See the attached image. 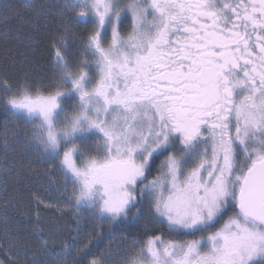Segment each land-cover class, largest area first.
Returning <instances> with one entry per match:
<instances>
[{
  "label": "snow or ice",
  "instance_id": "6c2138e0",
  "mask_svg": "<svg viewBox=\"0 0 264 264\" xmlns=\"http://www.w3.org/2000/svg\"><path fill=\"white\" fill-rule=\"evenodd\" d=\"M54 7L62 30L48 71L0 72V112L13 118L0 136L5 148L24 138L73 210L65 264L73 250V264H264V0ZM21 9L47 10L26 0L0 8V22L27 23ZM81 213L143 221L146 235H206L153 234L114 254L92 242L99 234L81 228ZM0 252V264H36L14 233Z\"/></svg>",
  "mask_w": 264,
  "mask_h": 264
},
{
  "label": "trees",
  "instance_id": "16d2710c",
  "mask_svg": "<svg viewBox=\"0 0 264 264\" xmlns=\"http://www.w3.org/2000/svg\"><path fill=\"white\" fill-rule=\"evenodd\" d=\"M40 1L47 9L45 12V22L37 20L36 15L31 14L27 10L26 12H24L25 10H21V13L22 15L27 13L25 17L28 24L20 23L19 18H14L8 23L0 22V72L7 71L12 75L28 72L40 78L48 71L50 66L49 58L51 54V45L54 37L62 30V17L59 15V9L54 7L59 2L57 3L56 0ZM5 32H8L7 38L3 36ZM10 117L11 116H6L3 112H0V130L7 124ZM9 161L10 159L8 160V158L4 156L3 137L0 136V199L5 203L16 201L20 205L24 204L29 207L31 213H36L38 219V232H35V235L30 229L28 230V222L26 219V221L23 220L22 216H0V243L4 241L6 233H14L19 240L20 246L27 250L28 259L31 257L30 254L34 256L40 253H42V255H47L49 252V256L51 257L49 262L51 264H65L64 249L66 246H70V242L73 241V237L76 236V220L73 216V210L64 211L63 215H59L57 213V207L48 204L49 199L47 200V198L44 197L40 198L33 193L30 185L32 182L36 181L37 177H40L37 176L38 172L35 173L37 170L34 172V169L37 168L36 158L33 160L30 159L29 162L26 163L28 166V173L26 171L16 173L19 177L17 176L16 179L12 181V184L8 178H3V172L6 169L5 166H9ZM10 162L12 163L13 161ZM14 166H16V164H14ZM43 166L44 165H40L38 167L42 168ZM11 187L15 188V190L13 191ZM3 188L7 189V192L3 193L5 198L2 196ZM34 205H36V208H34ZM37 209L38 211H36ZM80 215L84 219H81L82 229L91 232L93 226L96 227V232L99 235H93L89 238L94 244H97L98 249L101 251L107 249L110 242L122 237L127 240H146L148 236L157 234L162 235L163 239L166 241H182L199 239L202 235H206V233H197L196 236L193 237L170 234L167 232L166 228H157L155 232H149L146 235L143 229V221L137 224L125 222L117 226L106 223L101 224L99 221H88L86 213H81ZM3 222L9 225L5 227V223ZM82 238L83 232L79 238L81 242H83ZM42 243L47 246V249L42 247ZM21 255H23V253H21ZM75 257L76 253L73 250L72 255L66 258L67 264H73ZM4 258V253L0 252V260ZM91 258L92 257H89V259Z\"/></svg>",
  "mask_w": 264,
  "mask_h": 264
},
{
  "label": "rangeland",
  "instance_id": "374dc122",
  "mask_svg": "<svg viewBox=\"0 0 264 264\" xmlns=\"http://www.w3.org/2000/svg\"><path fill=\"white\" fill-rule=\"evenodd\" d=\"M25 2H26V0H1L0 1V8H6L8 5H15L17 8H20V6ZM35 3L43 4V3H41L40 0H35ZM21 10L24 11V9H21ZM24 12H26V10ZM25 14L27 15V13H24V15H23L24 17H25ZM28 16H29V14H28ZM36 19L45 22V20H46L45 14L40 15V16L36 15ZM26 24H28V22ZM7 124L9 126H11L13 124V118L12 117H10V119L7 121ZM23 141H24L23 137H20L18 140H16L13 137L9 136L7 148H5V145L3 143V145H4V156H6L8 158V160L10 159V161H13L12 163L9 161V166H5L6 169L3 172V178H6V179L8 178V180L12 184V181L14 179H16V177L18 176L16 173H19L20 171L21 172L26 171L28 173V166L26 165V163L29 162L30 159L33 160L36 158L37 168L34 169V172L37 170L35 173L38 172L37 176H40V177H37L36 181L32 182L30 185V188L32 189L33 193H35V195L40 197V198L44 197V198H47V200L49 199L48 204L51 206L57 207V213L59 215H63L64 211H72V209L70 207L66 206L61 201L60 197L62 194H58L50 186L48 179L44 175V169L43 168H45V165L42 163L41 158L35 152L28 150L25 147ZM18 162H19V164H18ZM14 164H16V166H14ZM40 165H44V166L42 168H40V167H38ZM18 166H20V167H18ZM17 168H18V170H17ZM57 180H58V182H62V179L60 178L59 173L57 174ZM13 187H11V188H13ZM14 190H15V188H13V191ZM6 192H7V189L3 188L2 194L6 193ZM2 196L4 197V194ZM35 202H36V200H35ZM33 204H34V202H33ZM34 208H36V205H34ZM58 209H62L63 211H58ZM36 211H38V209ZM145 211H147V208L145 209ZM7 215L8 216H14L15 215L16 217L22 216L23 220L26 219L28 222L27 223V229L28 230L30 229L35 235H36L35 232H38L37 231L38 230V228H37L38 219L36 217L37 214L31 213L29 207H27L26 205H24V204L20 205L16 201H10L8 203H5L0 199V216L5 217ZM31 222H32V224H31ZM3 223H5L4 224L5 227L9 225L6 222H3ZM131 241H132V239L127 240V239L122 237L120 239H116V240H113L112 242H110L107 248L111 247L114 254L123 253L124 249L129 244H131ZM72 243H73V241L70 242V245ZM41 245H42V247L47 249V246L45 244L43 245V243H42ZM49 255H50L49 252L47 253V255L46 254L42 255V253H40V254H35V256H34V255L30 254V256H31L30 259L36 261V264H51L49 262L51 259V257Z\"/></svg>",
  "mask_w": 264,
  "mask_h": 264
},
{
  "label": "flooded vegetation",
  "instance_id": "af4514ba",
  "mask_svg": "<svg viewBox=\"0 0 264 264\" xmlns=\"http://www.w3.org/2000/svg\"><path fill=\"white\" fill-rule=\"evenodd\" d=\"M49 1H54V0H49ZM57 1V3L59 2V3H62L63 2V0H56ZM62 19V18H61ZM61 24H62V21H61ZM130 29H125L124 31H122V35H127V32L129 31Z\"/></svg>",
  "mask_w": 264,
  "mask_h": 264
}]
</instances>
